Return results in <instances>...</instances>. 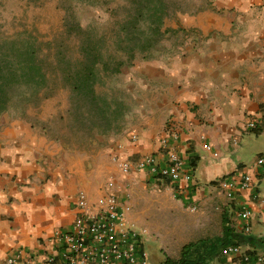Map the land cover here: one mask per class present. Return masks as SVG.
I'll return each instance as SVG.
<instances>
[{
  "label": "crops",
  "instance_id": "crops-1",
  "mask_svg": "<svg viewBox=\"0 0 264 264\" xmlns=\"http://www.w3.org/2000/svg\"><path fill=\"white\" fill-rule=\"evenodd\" d=\"M179 24L185 36L177 48L137 59L126 73L129 93L140 104L130 110L127 128L115 141L98 136L91 151L71 146L47 130L46 121L58 120L60 112H45L38 121L0 118V264L18 249L41 259L54 253L52 237L71 229L79 192L98 199L106 190L103 180H149L145 170L123 174L110 159L155 154L168 131L179 136L171 139V149L185 160L191 155L200 158L194 171L185 166L191 181L178 183L179 194L196 201L206 194L222 196V231L216 237L226 235L227 228L231 236L250 237L253 242L240 246L257 250L262 262L264 164L258 160L264 158V129L257 134L247 125L264 120V0H212L208 9L182 16ZM135 133L139 140L133 143ZM164 152L156 155L161 166L166 164ZM222 168L225 173L218 176ZM244 175L251 177L249 189L237 188L229 196L218 186L221 180L239 183ZM121 184L122 192L134 199L133 189ZM245 209L252 213L248 232L241 216ZM147 211L145 206L141 219L133 213L128 218L148 230L145 248H150L147 253L149 259L156 258L155 264L166 257L180 258L190 243L215 238L208 237L212 231L204 212L201 229L198 218L188 212H169L165 217L177 216L179 223L166 231L170 223H161Z\"/></svg>",
  "mask_w": 264,
  "mask_h": 264
},
{
  "label": "rangeland",
  "instance_id": "rangeland-1",
  "mask_svg": "<svg viewBox=\"0 0 264 264\" xmlns=\"http://www.w3.org/2000/svg\"><path fill=\"white\" fill-rule=\"evenodd\" d=\"M167 1L171 8V18L167 20L166 25L174 29H178L177 19L203 12L212 2ZM129 7V0H0V47L13 40L20 47L34 45L39 50L40 60L45 63L47 74V86L40 93L38 103L29 105L23 111L13 109L3 115H9L10 119L36 118L38 121L39 116H43L45 112H60L58 120L46 121L47 130L52 135L60 136L71 146L89 151L96 148L98 136L115 141L116 136L124 134L127 128L126 116L140 104L129 93L130 88L125 76L135 60L145 59L144 55L137 54L131 61L117 49L119 23L125 20ZM180 9L188 13L177 15L180 12L177 10ZM67 13L71 14L76 23L88 30L90 35L67 34L64 26ZM184 36L183 31L168 34L161 45L164 48L155 49L153 57L177 48ZM87 37L97 42L104 62L109 65V69H103V65L97 68L98 77L93 86L94 97L74 91V81L68 79V76L75 75L84 63L82 41ZM118 62L125 64L116 72ZM110 160L114 163L112 158ZM222 173H225L224 168L217 171L218 176ZM109 182L116 183L120 200L131 207L129 216L133 213L141 219L144 207L148 206L147 212L150 216H159L161 223H170L164 230L171 231L172 226L175 227L176 223H179L177 216L172 220L171 216L167 218L165 214L180 212L183 216L188 212L198 218V226L201 229V214L204 212L208 218L206 221L210 223L209 231H212L208 237H216L222 231L219 224L225 207L222 196L210 198L213 194H206L204 200H188V204L182 205L178 203L181 200L176 197L172 186L159 187L155 183H149V180H103L104 187H107ZM120 183L126 189H133L134 199L128 191L122 192ZM158 198L161 201L157 200ZM176 204H179L180 208ZM135 222V225L143 227ZM138 222L142 224L141 221ZM147 251L150 252L148 246ZM151 263H157L153 256L149 259V264Z\"/></svg>",
  "mask_w": 264,
  "mask_h": 264
},
{
  "label": "trees",
  "instance_id": "trees-1",
  "mask_svg": "<svg viewBox=\"0 0 264 264\" xmlns=\"http://www.w3.org/2000/svg\"><path fill=\"white\" fill-rule=\"evenodd\" d=\"M129 3L125 20L119 23L117 49L131 61L137 54L144 55L145 59L152 58L153 51L163 47L161 45L168 34L185 32L179 24V19L176 20L178 29L166 25L167 20L171 18V8L167 0H129ZM177 11H180L177 15L188 13L181 9ZM64 26L70 36L90 35L88 30L73 20L70 13H67L64 19ZM82 43L84 63L80 70L75 75H69L68 79L74 81V91L94 97L93 86L98 77L97 68L103 65V69H109V65L104 62L96 41L87 37ZM38 53L39 50L34 45L20 47L15 40L0 47V116L13 109L23 111L29 105L39 102L40 93L47 86V74L45 63L40 60ZM123 64L125 62H118L115 71L119 72ZM262 129L264 120L254 132L258 134ZM199 159V156L191 155L186 159L185 166L189 171H194ZM149 183H155L159 187L172 186L177 193L176 197L188 204V199L179 194V184L173 183L169 178L152 174ZM189 194L193 196L194 192ZM226 232V235L221 237L190 243L182 249L180 258L166 257L160 264H228V259L221 253L224 248L231 245L240 246L253 240L244 235L231 236L228 234V228ZM245 257L247 260H244ZM233 261L239 264H264V257L262 262H259V252L247 250L244 256L234 258Z\"/></svg>",
  "mask_w": 264,
  "mask_h": 264
},
{
  "label": "built area",
  "instance_id": "built-area-1",
  "mask_svg": "<svg viewBox=\"0 0 264 264\" xmlns=\"http://www.w3.org/2000/svg\"><path fill=\"white\" fill-rule=\"evenodd\" d=\"M258 120L248 122L247 128L254 130L261 126ZM178 134L168 131L160 138V151L137 160L114 156V163L120 171L129 175L132 171H147L149 175L156 174L169 178L173 183H188L191 175L185 169V158L170 148L171 139L177 140ZM204 138V136H203ZM205 139V138H204ZM139 140L138 134L131 136L133 143ZM206 149L212 146L206 144ZM165 150V152H164ZM165 153L166 164L161 166L156 157ZM218 157V153H214ZM264 164V158L258 160ZM223 192H231L237 188L246 190L252 187L251 177L244 175L239 183L235 181H218ZM131 207L123 203L116 190V183L109 182L105 193L98 199H93L88 193L81 191L75 200V217L70 230L56 231L52 239L56 245L54 253L41 259L24 249H18L10 254L5 264H149V256L145 248L148 235L146 228L132 224L128 219ZM196 210V207L193 208ZM245 222V230H250L252 213L245 209L241 212ZM222 255L228 264H239L234 258L244 256L241 246H228L222 250ZM244 260H247L245 257Z\"/></svg>",
  "mask_w": 264,
  "mask_h": 264
}]
</instances>
